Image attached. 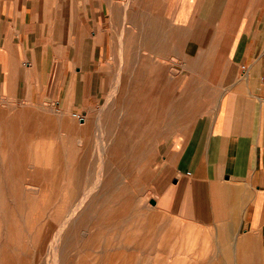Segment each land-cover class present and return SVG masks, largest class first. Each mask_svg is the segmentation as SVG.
I'll return each instance as SVG.
<instances>
[{"label": "crops", "instance_id": "crops-1", "mask_svg": "<svg viewBox=\"0 0 264 264\" xmlns=\"http://www.w3.org/2000/svg\"><path fill=\"white\" fill-rule=\"evenodd\" d=\"M71 4L1 5L0 93L43 103L67 83L195 89L202 77L210 92L166 140L153 199L201 232L204 264H264V0Z\"/></svg>", "mask_w": 264, "mask_h": 264}, {"label": "rangeland", "instance_id": "rangeland-1", "mask_svg": "<svg viewBox=\"0 0 264 264\" xmlns=\"http://www.w3.org/2000/svg\"><path fill=\"white\" fill-rule=\"evenodd\" d=\"M117 80L43 103L0 93V264H204L201 232L150 201L166 140L210 89Z\"/></svg>", "mask_w": 264, "mask_h": 264}, {"label": "water", "instance_id": "water-1", "mask_svg": "<svg viewBox=\"0 0 264 264\" xmlns=\"http://www.w3.org/2000/svg\"><path fill=\"white\" fill-rule=\"evenodd\" d=\"M150 202L151 204L156 205V201L154 199H152Z\"/></svg>", "mask_w": 264, "mask_h": 264}]
</instances>
